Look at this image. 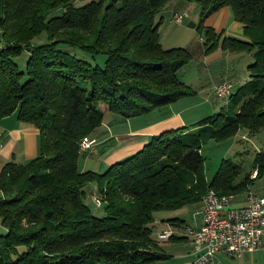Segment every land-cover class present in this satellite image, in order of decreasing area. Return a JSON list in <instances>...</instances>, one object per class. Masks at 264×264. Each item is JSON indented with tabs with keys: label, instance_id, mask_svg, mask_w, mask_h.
I'll return each mask as SVG.
<instances>
[{
	"label": "trees",
	"instance_id": "trees-1",
	"mask_svg": "<svg viewBox=\"0 0 264 264\" xmlns=\"http://www.w3.org/2000/svg\"><path fill=\"white\" fill-rule=\"evenodd\" d=\"M169 1L0 0V121L15 114L39 129L38 154L0 170V264H158L170 257L153 236L158 212L200 202L210 188L241 192L264 175L262 148L255 177L239 179L243 166L224 157L208 180L201 149L264 129V0H188L202 6L208 49L253 53L249 78L222 110L152 135L105 171L79 168L81 140L102 125L103 105L134 117L197 92L179 77L191 52L160 41L157 16ZM225 6L247 39L204 25ZM91 182L103 216L85 201Z\"/></svg>",
	"mask_w": 264,
	"mask_h": 264
},
{
	"label": "crops",
	"instance_id": "crops-1",
	"mask_svg": "<svg viewBox=\"0 0 264 264\" xmlns=\"http://www.w3.org/2000/svg\"><path fill=\"white\" fill-rule=\"evenodd\" d=\"M176 5L175 0H170L166 4L161 12L163 19L164 13L171 18L172 13L176 11L184 12L180 10H184L186 5ZM235 23L236 21H234L233 26ZM241 24L243 25V23ZM230 70L229 68L227 72L230 73ZM232 72L237 74L235 70ZM248 78L249 74L246 71V75H238L236 80H230L227 77L223 81H232L235 87L237 82L243 83ZM205 102L208 103L206 100ZM177 103L178 100L176 103L159 108L150 114L134 117H124L107 110L105 106L104 121L93 134L98 141L97 149L95 151L83 150L79 160V168L81 170L105 171L111 164L140 150L152 135L168 129L185 126L186 130L190 129L201 118L213 114L212 107L206 110H194L192 105L182 106L183 102H180L182 104L178 106ZM3 119L0 121V170L8 161L25 162L38 154L39 129L32 123L17 119L16 115L13 116V114ZM212 177L206 175L208 180H211ZM249 187L254 189L252 184ZM258 192L264 194L260 191ZM1 196L2 192L0 191ZM233 201L235 204L246 203L247 189L235 193ZM201 206L202 202L200 201L187 204L175 210L158 212L153 236L160 246L170 254L168 259L158 264H194L197 252L187 228L189 226L197 228L203 224ZM1 223L2 219L0 218V228L3 229ZM165 229H171L173 234L166 239L159 238V232ZM215 263L264 264V249L249 250L240 257L233 256L226 251H219L215 255Z\"/></svg>",
	"mask_w": 264,
	"mask_h": 264
},
{
	"label": "rangeland",
	"instance_id": "rangeland-1",
	"mask_svg": "<svg viewBox=\"0 0 264 264\" xmlns=\"http://www.w3.org/2000/svg\"><path fill=\"white\" fill-rule=\"evenodd\" d=\"M175 4L178 6L182 4L186 5V8L180 11H184L187 16L182 23H178L172 20L168 14L164 13L163 22L159 27L160 41L165 48L182 46L191 52L192 57L179 70V77L197 91L193 95L180 98L177 104L181 106L182 103L180 102H183L182 106L192 105L194 106V110H206L212 107V113L215 111L217 113L222 110L228 102H225L222 98L217 96L215 86L227 77H229L230 80H236L238 75H246V71H248L247 65L253 61V53L247 51H231L221 46L208 49L209 44L205 43L206 32H204V29L202 30L199 28L202 18L201 4L198 1L188 0H175ZM161 14L162 13L157 16L158 19H160ZM233 20L236 21L234 26ZM204 25L213 26L217 31L222 32L223 37L233 36L247 39L244 33V26L234 18V13L230 6L222 7L206 17ZM236 26L238 27L236 28ZM69 49L74 52L76 51L74 48ZM27 56L28 52L24 51L23 54L17 58L20 67H25ZM229 68L231 69L230 73L227 72ZM233 70H235L238 75L232 72ZM239 83L240 81L237 82L236 86H238ZM205 100L208 103H206ZM103 107H105V105H103ZM13 116H15V114ZM262 148H264V129H261L257 133L250 134L247 129L241 128L236 135L229 139L222 141L208 139L201 148L205 158L206 175L213 176L222 159L226 157L239 162L243 166V171L239 177V179H242L246 173L250 171L253 172L252 169L254 167L255 156ZM252 187L264 193V175L257 178L252 183ZM85 189L86 203L91 207L94 214L103 216L105 214L103 206L97 205L94 199L98 198L100 200L96 194L98 193L97 183L91 182L86 185ZM0 230L2 229L0 228Z\"/></svg>",
	"mask_w": 264,
	"mask_h": 264
},
{
	"label": "built area",
	"instance_id": "built-area-1",
	"mask_svg": "<svg viewBox=\"0 0 264 264\" xmlns=\"http://www.w3.org/2000/svg\"><path fill=\"white\" fill-rule=\"evenodd\" d=\"M187 14L176 11L172 20L182 23ZM234 84L225 80L215 90L217 96L228 102ZM97 138L93 135L84 136L81 149L95 151ZM257 175V170L251 177ZM100 204L98 198H94ZM234 194H219L210 188L202 198L201 211L203 224L194 228L189 226L187 232L197 252L194 264H216L215 255L219 251L240 257L245 252L264 249V194L249 187L247 201L244 204L234 203ZM171 229L159 232V238L172 235Z\"/></svg>",
	"mask_w": 264,
	"mask_h": 264
}]
</instances>
